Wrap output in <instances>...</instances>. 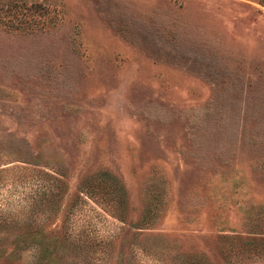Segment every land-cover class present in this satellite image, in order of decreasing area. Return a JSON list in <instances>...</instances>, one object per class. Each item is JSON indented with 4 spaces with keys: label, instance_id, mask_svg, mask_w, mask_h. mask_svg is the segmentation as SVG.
Wrapping results in <instances>:
<instances>
[{
    "label": "rangeland",
    "instance_id": "obj_1",
    "mask_svg": "<svg viewBox=\"0 0 264 264\" xmlns=\"http://www.w3.org/2000/svg\"><path fill=\"white\" fill-rule=\"evenodd\" d=\"M0 235L264 264V0H0Z\"/></svg>",
    "mask_w": 264,
    "mask_h": 264
},
{
    "label": "trees",
    "instance_id": "obj_2",
    "mask_svg": "<svg viewBox=\"0 0 264 264\" xmlns=\"http://www.w3.org/2000/svg\"><path fill=\"white\" fill-rule=\"evenodd\" d=\"M96 183L104 182L102 179H95ZM6 237V242H0V264H22L21 260L18 259V256L25 251L28 247L34 248L33 258L30 264H63L67 261V256L72 258V260H77L79 258H91L93 256L90 254H95V251L99 248H103L104 244L99 239V246H96L90 252L84 250L87 244L82 243V236L79 235L76 238H72L71 235L63 236V241L53 247L55 244L54 238L46 240L43 235H33L31 236V241H25L21 238V235H0V239ZM69 238V240H67ZM97 243V242H96ZM7 244H12L13 247L11 250L4 251V247ZM53 252V253H52ZM94 252V253H93ZM96 258L99 263H110L112 255H106V252L97 254Z\"/></svg>",
    "mask_w": 264,
    "mask_h": 264
}]
</instances>
